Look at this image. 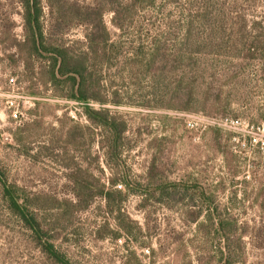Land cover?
<instances>
[{
    "label": "rangeland",
    "instance_id": "rangeland-1",
    "mask_svg": "<svg viewBox=\"0 0 264 264\" xmlns=\"http://www.w3.org/2000/svg\"><path fill=\"white\" fill-rule=\"evenodd\" d=\"M41 7L46 29L45 0ZM191 15L198 71L189 97L154 93L148 80L112 68L102 90L110 99L117 89L122 103L88 102L127 123L123 163L111 171L98 137L88 145L82 103L26 79L22 7L0 0V264H61L50 244L68 264H264V54L244 50L246 38L264 34V0H154L135 25L177 26ZM111 16L104 21L116 34ZM182 37L171 33V44ZM63 39L84 48V26ZM148 96L155 107L139 105ZM189 114L240 123L189 130ZM3 183L20 189L36 234L10 208ZM218 218L227 221L224 237L214 232Z\"/></svg>",
    "mask_w": 264,
    "mask_h": 264
},
{
    "label": "trees",
    "instance_id": "trees-1",
    "mask_svg": "<svg viewBox=\"0 0 264 264\" xmlns=\"http://www.w3.org/2000/svg\"><path fill=\"white\" fill-rule=\"evenodd\" d=\"M18 1L22 7L25 35L21 44L24 50L19 58L23 61L26 79L33 81L34 78L45 85L50 84L54 96L82 103L83 114L88 122L83 127L88 134V145L92 144L95 136L98 137L96 143L105 164L111 171H117L116 168L123 163L120 157L125 148L123 133L127 123L121 116L111 114L107 109H94L88 102L122 103L117 89L112 92L110 99L102 90L105 77H109L108 72L112 68H119L117 76L122 71V75L130 80H148L154 93L155 90L163 91L167 88V91H171V98L189 97L190 87L198 71L194 47L197 27L191 19L194 15L177 26L168 23H164V26L155 23L135 25L137 12L152 5L154 0H94L87 6L71 0H45L49 9L45 29L41 21L42 0ZM106 12L112 13L110 21L117 30L116 34L109 31L104 21ZM73 25L84 26L85 41L82 49H75L63 39L65 31ZM179 31L183 36L182 40L177 45L171 44V33ZM52 36H57L60 42L52 41ZM261 38L264 39V34L262 37L246 38L245 52L251 56L264 54ZM148 98L147 102L139 105L155 107L151 104L153 98ZM166 107L176 106L168 104ZM79 127L74 123L70 132L75 135L76 130L81 128ZM119 181L122 183V180ZM114 182L111 179L110 183ZM97 193L109 199L110 192L100 190ZM3 195L12 211L36 234V219L29 215V210L22 204L20 189L3 183ZM93 195L94 193L90 194L84 202L87 203ZM226 228L227 221L218 218L214 232L224 237L228 233ZM46 250L61 264H68L51 244Z\"/></svg>",
    "mask_w": 264,
    "mask_h": 264
},
{
    "label": "built area",
    "instance_id": "built-area-1",
    "mask_svg": "<svg viewBox=\"0 0 264 264\" xmlns=\"http://www.w3.org/2000/svg\"><path fill=\"white\" fill-rule=\"evenodd\" d=\"M240 120L229 117H212L207 118L199 114H189L184 120L185 127L189 130H197L199 127H205L207 124L217 126L222 129L235 128Z\"/></svg>",
    "mask_w": 264,
    "mask_h": 264
}]
</instances>
